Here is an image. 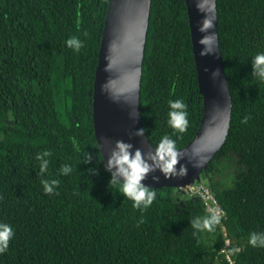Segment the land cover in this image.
Segmentation results:
<instances>
[{
	"label": "trees",
	"instance_id": "1",
	"mask_svg": "<svg viewBox=\"0 0 264 264\" xmlns=\"http://www.w3.org/2000/svg\"><path fill=\"white\" fill-rule=\"evenodd\" d=\"M108 2L0 0V223L14 230L0 264H227L219 254V224L213 231L191 227L194 218L208 216L199 199L159 188L141 212L118 186H108L92 124ZM215 8L231 109L224 144L201 181L225 211L235 264H264V247L248 243L250 233H264V81L252 74L253 58L264 53V0H215ZM72 37L83 42L78 52L66 44ZM177 99L187 105L183 133L167 123L169 101ZM140 115L154 148L167 135L179 150L200 125L184 0H150ZM46 151L52 155L41 174L36 157ZM230 154L238 170L224 187L215 163ZM65 164L73 169L66 176L59 172ZM53 179L59 185L45 194L41 181Z\"/></svg>",
	"mask_w": 264,
	"mask_h": 264
},
{
	"label": "water",
	"instance_id": "2",
	"mask_svg": "<svg viewBox=\"0 0 264 264\" xmlns=\"http://www.w3.org/2000/svg\"><path fill=\"white\" fill-rule=\"evenodd\" d=\"M184 1L202 117L192 140L179 149L187 175L166 180L159 172L153 173L143 183L155 190L199 181L200 173L224 144L229 128L231 100L218 46L215 0ZM149 10L150 0H109L107 5L92 89L93 132L104 165L117 140L129 142L145 153L154 149L145 134L132 135L143 129L140 78ZM205 21L212 26L202 32ZM204 36L213 38L209 45L198 43ZM206 47L213 48V53L201 56ZM217 71L219 76L213 79ZM133 107L139 114L136 120L129 116ZM197 161L202 166L194 168L192 164ZM153 176H159V181L154 182Z\"/></svg>",
	"mask_w": 264,
	"mask_h": 264
},
{
	"label": "clouds",
	"instance_id": "3",
	"mask_svg": "<svg viewBox=\"0 0 264 264\" xmlns=\"http://www.w3.org/2000/svg\"><path fill=\"white\" fill-rule=\"evenodd\" d=\"M211 22L205 21L200 31H205L210 28ZM85 35H87L85 33ZM211 36H204L198 42L202 45H209L212 41ZM69 48L79 51L83 47V42L78 38L72 37L66 41ZM213 53V48H204L200 55L205 56ZM252 74L264 81V53L257 54L252 60ZM213 79L219 76V72H213ZM170 111L168 113V126L177 133H183L187 130L189 125L187 115V105L182 99L169 101ZM135 107L129 113L130 119L136 120L138 117ZM250 117H245L241 123H247ZM226 131V130H225ZM145 130L139 129L132 135L140 137L144 135ZM75 143V141H73ZM52 155L51 151H46L37 155L36 159L40 163V173L43 174L48 168L49 161L46 157ZM91 155L84 154V163L91 162ZM184 156L177 149L176 142L169 136L162 137L158 145L148 152H142L140 148H134V145L125 142L124 140L115 141L112 146L107 162L105 164V171L110 173L109 188L118 186L119 195L132 201L134 209L141 212L147 210L156 199V190L146 186L145 181L153 173L159 172L164 179L176 178L182 179L188 173V168L181 161ZM189 163H192L189 161ZM179 165V167H178ZM194 168L201 167L202 162L197 161L193 163ZM73 169L65 164L59 170L61 175H69ZM201 179V178H200ZM153 181L158 182L159 176H153ZM60 181L53 179L42 180L41 184L45 194H53L54 189L59 185ZM211 214L203 218H194L190 223L191 227L197 232L199 231H213L215 226L220 223V215L216 209L210 210ZM143 223V218L139 221ZM195 235V233H194ZM14 236V230L11 225L0 223V254L4 253L9 243ZM248 243L252 247H264V233H250Z\"/></svg>",
	"mask_w": 264,
	"mask_h": 264
},
{
	"label": "built area",
	"instance_id": "4",
	"mask_svg": "<svg viewBox=\"0 0 264 264\" xmlns=\"http://www.w3.org/2000/svg\"><path fill=\"white\" fill-rule=\"evenodd\" d=\"M184 195H190L199 199L208 215L211 214L210 210L216 209L218 214L220 215V230L222 234L223 229V246L221 247L219 254L223 256L225 262L227 264H235L234 258L230 253V247L232 245V241L227 237L225 227L222 224V221L226 219V214L220 204L217 202L214 194L211 192L210 188L205 184V182L194 181L191 185H188L184 188L178 187Z\"/></svg>",
	"mask_w": 264,
	"mask_h": 264
},
{
	"label": "rangeland",
	"instance_id": "5",
	"mask_svg": "<svg viewBox=\"0 0 264 264\" xmlns=\"http://www.w3.org/2000/svg\"><path fill=\"white\" fill-rule=\"evenodd\" d=\"M215 166H216V169L218 171L217 179L223 180L222 183L224 184V187L227 185H230L231 180L235 177L233 175H235L237 173V170H238L237 163H236V157L233 154H230V155H228V157L226 159L219 158L216 160ZM201 177L203 180L204 179L207 180L209 178L208 175H205L203 173L202 174L200 173V178ZM191 184L192 183L186 184V185L182 186V188H184L188 185H191ZM176 190L180 191L179 188H176ZM180 197L181 196H179V194H178L177 201H176L177 203H179L181 201ZM186 198L197 200L195 197L190 196V195H186ZM219 227H220V223H219ZM222 236H223V229H222Z\"/></svg>",
	"mask_w": 264,
	"mask_h": 264
}]
</instances>
